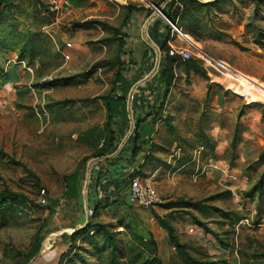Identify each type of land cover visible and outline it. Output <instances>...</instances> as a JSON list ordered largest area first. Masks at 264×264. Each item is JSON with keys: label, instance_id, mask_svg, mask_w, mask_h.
Returning a JSON list of instances; mask_svg holds the SVG:
<instances>
[{"label": "rangeland", "instance_id": "1", "mask_svg": "<svg viewBox=\"0 0 264 264\" xmlns=\"http://www.w3.org/2000/svg\"><path fill=\"white\" fill-rule=\"evenodd\" d=\"M162 3L148 5L160 19ZM132 4L147 5L7 0L2 7L0 264H58L70 249L63 264H264V105L248 104L201 59L264 85V0L194 10L171 38L194 67L174 62L166 99V52L145 46L148 15L126 23ZM115 30L126 35L123 49ZM122 63L127 116L112 123L111 146L106 98ZM139 121L148 143L133 157ZM73 176L79 197L70 201ZM135 180L143 201L133 196Z\"/></svg>", "mask_w": 264, "mask_h": 264}, {"label": "trees", "instance_id": "2", "mask_svg": "<svg viewBox=\"0 0 264 264\" xmlns=\"http://www.w3.org/2000/svg\"><path fill=\"white\" fill-rule=\"evenodd\" d=\"M226 0H219L213 4H207L203 5L200 3L198 0H180L182 4V8L179 7H174V5H170L166 10L164 11V14L171 20L173 24H176L178 27H183L194 16V10L199 9L200 7H205V8H211L215 6H219L222 2ZM7 3V0H0V11L2 7ZM6 6V5H5ZM126 10L128 12L127 18H126V23L131 19L134 13L141 11L142 8L137 7L136 5H129L126 7ZM166 30H167V38L166 41L169 40L170 35H171V29L169 26L166 25ZM116 35L120 39V48L123 49L126 45L125 38L126 35L123 34L120 30H115ZM165 43L161 46V50L166 52L167 56V61H164L162 64V68L160 70V81H161V86L163 85V91H164V97L165 99L168 97L171 88L174 86V72H173V65L174 62H176L175 58H171L168 55L169 49H167V43ZM192 63H194L192 60L185 61L184 64H186L187 69H190L194 66H192ZM124 70V63L120 64V68L118 70V73L116 75V80L114 83V88L112 90L111 95H109L106 100H107V107H108V115H109V123L108 126L110 128V143L111 146H115L117 143V138L118 134L117 132L113 129L112 123L116 119L120 120H125L127 116V96L128 92L130 91V84L126 78H124L122 71ZM121 86L120 89H122V95H116L114 96V93L117 91V89ZM162 108V106H161ZM151 115V114H148ZM159 115H155V119H158ZM137 130L135 133V139L133 141V152L132 156L137 157L141 150V145L142 144L147 145L148 140H144V132L140 131V128L142 127V122L139 121L137 125ZM143 139V140H141ZM79 197V187H78V178L77 176H73L69 179V184H68V190H67V198L70 201L73 200H78ZM110 200L107 201L109 204H116V202H111ZM55 205H58L56 203ZM60 205V204H59ZM56 207V206H55ZM56 208H52L54 211ZM98 212V208L95 210V214ZM92 225H90L85 231H82L80 233H77L73 238H77L79 236L85 235L87 232L90 231ZM70 251L60 253L57 263L58 264H63L65 259L69 256Z\"/></svg>", "mask_w": 264, "mask_h": 264}, {"label": "built area", "instance_id": "3", "mask_svg": "<svg viewBox=\"0 0 264 264\" xmlns=\"http://www.w3.org/2000/svg\"><path fill=\"white\" fill-rule=\"evenodd\" d=\"M134 2H145L147 3L148 0H130ZM170 5H174V7L180 6L182 8V4L180 0H163V3L158 9V11H162L161 18L165 22L167 26L171 29V36L169 40L167 41V44L169 45V52L168 55L171 58H175L177 62L179 61H187L190 59L191 55L189 51L182 49V48H176L171 44V38L173 37V34L178 32V26L176 24H173L169 18L164 14V11L166 8H168ZM157 11V12H158ZM201 59L211 66V70L215 73H217L220 78L224 80H229L231 83H234L236 85H241V88L249 89L247 96H240L243 98L248 104H262L264 105V85L261 83H258L254 81L253 79L241 74L240 72L234 70L232 67H230L227 63L220 61L215 58H208V56L204 55ZM250 79V80H249ZM233 91V90H231ZM250 91V94H249ZM234 92V91H233ZM255 96V97H253ZM141 183L139 180H135L133 183V196L135 199L140 198L141 201L144 200L141 193ZM141 196V197H140ZM95 212L92 209L87 210V216L88 218H92L94 216Z\"/></svg>", "mask_w": 264, "mask_h": 264}, {"label": "crops", "instance_id": "4", "mask_svg": "<svg viewBox=\"0 0 264 264\" xmlns=\"http://www.w3.org/2000/svg\"><path fill=\"white\" fill-rule=\"evenodd\" d=\"M151 3L152 0H148L146 6L139 7L142 8V10L134 13L131 19H136L140 15L141 17L148 15L147 19L144 20L142 25L144 30L147 29V35L150 40V43L146 42L145 46L148 45L147 49H154V51L158 50L160 52L161 46L165 43L167 38L166 24L162 19L157 18L154 14H152L150 10L151 8H149ZM135 14L137 15L134 16Z\"/></svg>", "mask_w": 264, "mask_h": 264}, {"label": "bare ground", "instance_id": "5", "mask_svg": "<svg viewBox=\"0 0 264 264\" xmlns=\"http://www.w3.org/2000/svg\"><path fill=\"white\" fill-rule=\"evenodd\" d=\"M236 89H238V90H240V91H244L245 94H247V92H246L245 90H249V89H246V88H241V85L232 84L231 90H233L234 93L241 95L239 92H237ZM249 94H250V93H249ZM241 96H243V95H241ZM246 96H247V95H246Z\"/></svg>", "mask_w": 264, "mask_h": 264}, {"label": "water", "instance_id": "6", "mask_svg": "<svg viewBox=\"0 0 264 264\" xmlns=\"http://www.w3.org/2000/svg\"><path fill=\"white\" fill-rule=\"evenodd\" d=\"M214 1H218V0H214Z\"/></svg>", "mask_w": 264, "mask_h": 264}]
</instances>
